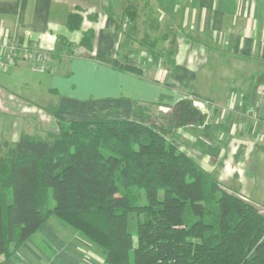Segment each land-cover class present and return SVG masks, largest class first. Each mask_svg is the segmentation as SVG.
Here are the masks:
<instances>
[{
	"label": "crops",
	"instance_id": "crops-1",
	"mask_svg": "<svg viewBox=\"0 0 264 264\" xmlns=\"http://www.w3.org/2000/svg\"><path fill=\"white\" fill-rule=\"evenodd\" d=\"M10 41L36 43L52 61L45 71L21 61L1 72L40 77L27 97L11 87L13 78L0 82V140L15 142L25 133L53 141L58 120L123 119L137 106L171 110L198 96L207 104L201 110L215 128L218 156L209 160L202 149L197 157L186 137L188 154L239 178L236 188L244 189L245 156L253 140L264 138V0H0V53ZM108 59L135 63L143 73ZM213 81L224 82L217 97L206 92ZM44 91L56 99L47 108L37 100ZM103 263L102 250L56 216L13 255L0 256V264Z\"/></svg>",
	"mask_w": 264,
	"mask_h": 264
},
{
	"label": "trees",
	"instance_id": "trees-1",
	"mask_svg": "<svg viewBox=\"0 0 264 264\" xmlns=\"http://www.w3.org/2000/svg\"><path fill=\"white\" fill-rule=\"evenodd\" d=\"M134 11L129 5V17ZM195 98L173 105L171 132L140 119L139 110L152 109L137 106L123 119L58 120L51 142L25 133L0 140V256L56 216L101 248L103 264H264V213L167 139L181 127L208 126Z\"/></svg>",
	"mask_w": 264,
	"mask_h": 264
},
{
	"label": "rangeland",
	"instance_id": "rangeland-1",
	"mask_svg": "<svg viewBox=\"0 0 264 264\" xmlns=\"http://www.w3.org/2000/svg\"><path fill=\"white\" fill-rule=\"evenodd\" d=\"M152 26H154V24ZM39 77H38V74L32 73V75L27 74L25 77L22 76V77L15 78V76L9 77L0 72V82L3 84H6L7 82H10L11 79L13 78L11 81V87L23 97H27L28 93L32 89H34V87L37 85L36 81L39 80ZM45 83L47 84V81H45ZM45 86L46 85H41V88H44ZM224 88L225 87H224L223 81L221 82L213 81L212 84L208 86V89L206 90V92L208 91L213 92L216 94V97H217L218 94ZM234 95L231 93L230 98L231 97L233 98ZM37 100L41 102L42 104H44L46 106L45 108H47L48 104H50L49 103L50 100L56 101L54 96L49 94L47 91H44L42 93V96H38ZM194 100H195L194 105L198 109L200 110L205 109L204 106L206 107L207 104H205L203 101L197 100V98H195ZM200 105L202 108L199 107ZM171 110L166 109V110L154 111V110L141 109L138 111V116L140 119L148 120L150 123H153V125H155L156 128H158L159 130L171 132L172 131L171 121L169 120V114L171 113ZM1 126H2V131H3V128L4 129L7 128L6 124L1 123ZM213 127L214 126L212 124L208 125L207 127H203L199 125L185 126L179 129L178 134H176V137L174 135L172 136L168 135L167 139L178 143L181 146V148L187 152V154L191 151V148H192V150L194 151V154L199 158L204 156L203 150H206L209 152V154L207 152V155H209V160L211 159L212 161H214L215 158L218 156L217 147H219L218 145L219 143L215 141V138H213V135L215 136L216 134L215 132H213V130L215 129ZM233 130L234 128L232 129V131ZM1 135L2 133L0 132V136ZM174 137L177 140H175ZM186 137H188L190 141L191 139L193 140L192 143H194V145H191L190 146L191 148H187L189 146L187 145L185 141ZM46 138L49 141H51L52 137L47 136ZM206 138H209L210 141L208 142L205 141L207 140ZM253 141L256 142L254 145L255 147L254 150L252 151V153L249 152L245 156L247 165L244 167L246 171L245 181L243 182L244 189L241 187L240 184H239V188H236L238 187L237 186L238 182L236 181V179H239V178L231 177L230 179H228L227 177L224 176L223 171L219 172L218 170H213V165H214L213 163L210 166H207V164L203 165V162L201 159L200 160L197 159L198 161L197 162L195 161V162L211 179L217 181L222 187H225V188H227V186L230 187V189L227 188L229 191L233 192L236 189L237 191L235 190L234 191L235 193H237L239 196L246 199L256 208H258L260 212L264 213V138L263 139L261 138V140H257L256 138V140H253ZM222 164H224V162L220 163V165ZM232 164H234V162H232ZM225 178H227V182L224 181L226 180ZM231 182H232V185H231ZM224 184L227 186H225ZM242 190H243V193L241 192ZM133 193L139 197V190H135ZM145 202L146 200L144 196V200L142 201V203H145ZM135 242H136V239H135ZM96 247L99 251H101V248H99L98 246Z\"/></svg>",
	"mask_w": 264,
	"mask_h": 264
},
{
	"label": "built area",
	"instance_id": "built-area-1",
	"mask_svg": "<svg viewBox=\"0 0 264 264\" xmlns=\"http://www.w3.org/2000/svg\"><path fill=\"white\" fill-rule=\"evenodd\" d=\"M5 48L7 52L0 53V72H7L21 61L29 62L36 71H45L52 61L51 53L36 43L10 41Z\"/></svg>",
	"mask_w": 264,
	"mask_h": 264
}]
</instances>
